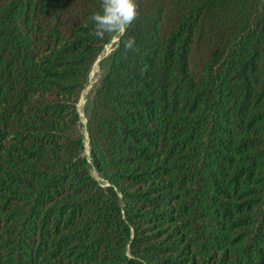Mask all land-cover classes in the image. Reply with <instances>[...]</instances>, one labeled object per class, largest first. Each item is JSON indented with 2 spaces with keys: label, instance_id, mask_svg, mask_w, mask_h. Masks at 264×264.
Returning a JSON list of instances; mask_svg holds the SVG:
<instances>
[{
  "label": "trees",
  "instance_id": "trees-1",
  "mask_svg": "<svg viewBox=\"0 0 264 264\" xmlns=\"http://www.w3.org/2000/svg\"><path fill=\"white\" fill-rule=\"evenodd\" d=\"M100 3L0 0V264H264V0H137L86 156Z\"/></svg>",
  "mask_w": 264,
  "mask_h": 264
},
{
  "label": "clouds",
  "instance_id": "clouds-1",
  "mask_svg": "<svg viewBox=\"0 0 264 264\" xmlns=\"http://www.w3.org/2000/svg\"><path fill=\"white\" fill-rule=\"evenodd\" d=\"M100 9L90 17L94 24L90 35L98 40L108 37L114 50L119 49L122 43L126 57L129 51L135 50V38L124 40V37L140 15L137 0H101ZM144 71H147V66L141 69Z\"/></svg>",
  "mask_w": 264,
  "mask_h": 264
},
{
  "label": "rangeland",
  "instance_id": "rangeland-1",
  "mask_svg": "<svg viewBox=\"0 0 264 264\" xmlns=\"http://www.w3.org/2000/svg\"><path fill=\"white\" fill-rule=\"evenodd\" d=\"M115 41H113L114 44ZM112 49V46L108 43L106 44L103 52L99 55V58L94 62L91 70H90V74H89V78L88 81L84 87V89L82 90V92L80 93L78 102H77V108L80 114V121H81V131L83 132L84 135V151L83 153L88 156V140H87V133L84 129V125H85V114H84V105L86 103V100L89 96H91L92 92H93V88L94 86L97 84L100 75L102 73V69L100 68V59H102L110 50ZM87 140V141H86ZM91 172L92 174L97 178L100 179L98 173L96 172V170L91 167Z\"/></svg>",
  "mask_w": 264,
  "mask_h": 264
},
{
  "label": "water",
  "instance_id": "water-1",
  "mask_svg": "<svg viewBox=\"0 0 264 264\" xmlns=\"http://www.w3.org/2000/svg\"><path fill=\"white\" fill-rule=\"evenodd\" d=\"M98 58H99V57H98ZM98 58H97V59H98ZM86 135H87V134H86Z\"/></svg>",
  "mask_w": 264,
  "mask_h": 264
},
{
  "label": "bare ground",
  "instance_id": "bare-ground-1",
  "mask_svg": "<svg viewBox=\"0 0 264 264\" xmlns=\"http://www.w3.org/2000/svg\"><path fill=\"white\" fill-rule=\"evenodd\" d=\"M87 141V140H86Z\"/></svg>",
  "mask_w": 264,
  "mask_h": 264
}]
</instances>
